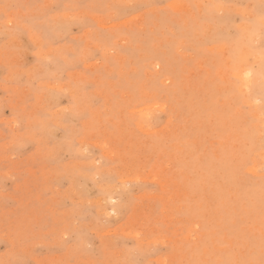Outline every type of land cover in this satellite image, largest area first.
<instances>
[{"label": "rangeland", "instance_id": "1", "mask_svg": "<svg viewBox=\"0 0 264 264\" xmlns=\"http://www.w3.org/2000/svg\"><path fill=\"white\" fill-rule=\"evenodd\" d=\"M263 17L0 0V264H264Z\"/></svg>", "mask_w": 264, "mask_h": 264}, {"label": "bare ground", "instance_id": "2", "mask_svg": "<svg viewBox=\"0 0 264 264\" xmlns=\"http://www.w3.org/2000/svg\"><path fill=\"white\" fill-rule=\"evenodd\" d=\"M223 9V8H222ZM264 18V17H263ZM256 19H257V17H256ZM122 22V21H121ZM245 32V31H244ZM247 49V48H246ZM248 55V54H247ZM241 71V70H240ZM244 72H242L243 73V75L244 74H246L247 76H248V73H249V71L248 70H243ZM238 74V73H237ZM239 75H240V73H239ZM245 75V76H246ZM238 76V75H237ZM250 77V76H249ZM243 78H245L246 79V77H243ZM240 79H242L241 77H240ZM256 79H258L257 77H256ZM244 81V80H243ZM247 81V80H246ZM244 84V83H243ZM247 84V83H246ZM244 86V85H243ZM256 97V96H255ZM150 104V103H149ZM255 104V103H254ZM149 107V106H148ZM151 107V106H150ZM257 123V122H256ZM107 188V187H106ZM263 194V193H262Z\"/></svg>", "mask_w": 264, "mask_h": 264}]
</instances>
